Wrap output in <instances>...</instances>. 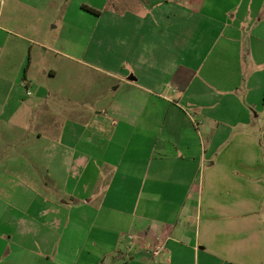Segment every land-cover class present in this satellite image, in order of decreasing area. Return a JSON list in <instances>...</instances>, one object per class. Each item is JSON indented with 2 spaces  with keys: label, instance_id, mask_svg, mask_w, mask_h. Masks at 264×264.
Returning a JSON list of instances; mask_svg holds the SVG:
<instances>
[{
  "label": "crops",
  "instance_id": "0c3cea01",
  "mask_svg": "<svg viewBox=\"0 0 264 264\" xmlns=\"http://www.w3.org/2000/svg\"><path fill=\"white\" fill-rule=\"evenodd\" d=\"M9 2L0 24L30 42L68 25L72 0ZM89 4L84 48L72 35V51L37 54L113 87L78 95L41 81L50 65L26 72L29 103L4 79L10 121L39 127L21 157L0 156L19 170L0 178V264H264V0Z\"/></svg>",
  "mask_w": 264,
  "mask_h": 264
},
{
  "label": "rangeland",
  "instance_id": "374dc122",
  "mask_svg": "<svg viewBox=\"0 0 264 264\" xmlns=\"http://www.w3.org/2000/svg\"><path fill=\"white\" fill-rule=\"evenodd\" d=\"M5 1L6 4L4 9L10 6L9 0ZM90 2L99 5L101 0H72V4L67 16L68 25L59 24V27L56 30L49 31L50 34H53L52 37L54 38L52 39H50L48 36H45L46 40H42V38H40L35 32V34L32 35L34 41L30 42V40H28L27 38L24 39L21 36L19 37L20 34L26 35L27 33L24 25H9L4 21L0 24V45L6 43L5 49L0 52V95H3L6 90L9 91V88H7V86L5 85L4 79L10 78L11 80L14 79L15 81L16 79H18V81H21V84L23 86L22 90L20 91L21 101H27L31 103L32 100H34L36 97V92H34L33 88H30V92L28 93L29 95L27 94L28 89H26V84L24 83V77L27 75L26 72L29 70V75L32 76L34 74H37L39 70L50 65H55L56 67H58V69L60 70L58 76L52 79L47 76V78H42L41 81H51L50 83L55 84L57 87H60L62 89H68L69 87V90L71 88H75L76 86H80L78 95H83L85 92L89 91H94V93H96L97 95L101 93V90H103L100 89V85H102L103 88L105 87L104 85H107V88H111L114 86L112 79L105 77L104 75H100L94 70L90 71L89 69H87L86 71H83L82 69H80V72L76 74L77 76L73 77L68 73V65H73L74 62V66H76L78 69L81 67V65L79 62L69 59L64 54H56L51 50L48 52L50 54H48L47 57L44 56V53H40L39 55L37 54L40 48H42L39 45L41 43H46L53 48L56 47L61 50L72 51V43L70 42L71 40H69L72 35L76 36V48H84L86 42L88 41L89 29L83 24H86V22L88 24V22H90L95 17L94 13H92L91 10L86 7V4L90 5ZM110 4L115 5L117 4V1H111ZM123 4H125V2ZM64 9L66 10V8ZM37 14V10L29 11L27 17L25 18V21L30 20L31 18H36ZM81 19H86V22H82ZM57 23H60V19L57 21ZM8 30L10 32H8ZM18 31H21L19 32V35L17 34ZM85 35L87 36L85 37ZM17 44H20L21 48L23 46V52L22 50H17L15 48ZM31 44L34 50V55L31 54ZM22 59L23 64L25 63V66H22ZM38 61L39 63H37ZM20 67L22 68L21 71H19ZM109 91H111V89H109ZM46 96L47 100H49L51 97L53 98L52 95L51 97H49L48 95H44L43 97ZM0 103V156L4 159H8L13 155L21 157V153L25 150V147L33 142V139L28 137V134L26 133L29 131V129L33 130L39 126L38 124H36L35 120L26 123L25 118L23 117L24 115L21 117L20 115H17L16 120L10 121L8 117L14 114V112L16 111V106L7 104V102L3 98H0ZM41 108L42 111L39 114H44L46 105H42ZM36 117L37 114L34 115V118ZM8 161L9 160H7L6 162ZM6 168L5 165L4 168H0V178L4 177L7 172H19V170L16 169L8 170L12 169L9 166Z\"/></svg>",
  "mask_w": 264,
  "mask_h": 264
},
{
  "label": "built area",
  "instance_id": "2783aa9c",
  "mask_svg": "<svg viewBox=\"0 0 264 264\" xmlns=\"http://www.w3.org/2000/svg\"><path fill=\"white\" fill-rule=\"evenodd\" d=\"M162 250V246L161 245H157L151 248V253L153 255H157L160 253V251Z\"/></svg>",
  "mask_w": 264,
  "mask_h": 264
},
{
  "label": "trees",
  "instance_id": "16d2710c",
  "mask_svg": "<svg viewBox=\"0 0 264 264\" xmlns=\"http://www.w3.org/2000/svg\"><path fill=\"white\" fill-rule=\"evenodd\" d=\"M86 7H87L89 10L93 11V12H99V10H97V9L91 7V6L86 5Z\"/></svg>",
  "mask_w": 264,
  "mask_h": 264
}]
</instances>
